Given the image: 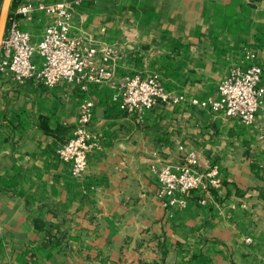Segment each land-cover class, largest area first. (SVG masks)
<instances>
[{
    "label": "crops",
    "instance_id": "0c3cea01",
    "mask_svg": "<svg viewBox=\"0 0 264 264\" xmlns=\"http://www.w3.org/2000/svg\"><path fill=\"white\" fill-rule=\"evenodd\" d=\"M60 1L74 0H13L10 16L37 41L50 16L35 7ZM70 33L117 48L110 79L48 86L0 69V264H264V107L247 124L193 102L250 61L264 84V0H83ZM133 74L184 99L124 111L114 85ZM88 98L100 147L77 177L56 148ZM190 152L221 182L168 207L152 168Z\"/></svg>",
    "mask_w": 264,
    "mask_h": 264
},
{
    "label": "built area",
    "instance_id": "2783aa9c",
    "mask_svg": "<svg viewBox=\"0 0 264 264\" xmlns=\"http://www.w3.org/2000/svg\"><path fill=\"white\" fill-rule=\"evenodd\" d=\"M81 2L83 0L40 2L35 8L46 12L50 21L37 41L33 40L29 30L21 27L16 15H9L0 49V69L13 73L20 82L35 78L48 86L60 80L86 81L83 86L86 88L88 83L110 79L113 75L111 63L118 57L117 48L84 44L71 36L75 10ZM33 10L27 4L18 8L16 13L29 15ZM36 55L41 58V63L36 62ZM254 56L253 53L247 55L249 58ZM262 73L261 64L254 61H250L247 67L232 66L219 83L217 98L201 102L194 99L193 102L252 124L264 107V84H260ZM114 87L118 89L114 99H119L121 109L129 112L137 110L143 113L159 102L184 99L182 95L169 92L158 76L133 74L121 86ZM93 111L94 102L88 98L81 104L79 122L73 136L56 148L58 157L71 163L72 173L77 177L85 171L90 154L100 147L99 139L92 136L89 130ZM152 169L157 176L160 193L168 196L164 202L168 207L183 208L191 193L207 181L213 186L221 182L216 167L207 171L199 169L195 152L187 154L179 165L167 163L153 166Z\"/></svg>",
    "mask_w": 264,
    "mask_h": 264
},
{
    "label": "water",
    "instance_id": "95a60500",
    "mask_svg": "<svg viewBox=\"0 0 264 264\" xmlns=\"http://www.w3.org/2000/svg\"><path fill=\"white\" fill-rule=\"evenodd\" d=\"M13 0H1L0 4V49L5 36L7 22Z\"/></svg>",
    "mask_w": 264,
    "mask_h": 264
},
{
    "label": "trees",
    "instance_id": "16d2710c",
    "mask_svg": "<svg viewBox=\"0 0 264 264\" xmlns=\"http://www.w3.org/2000/svg\"><path fill=\"white\" fill-rule=\"evenodd\" d=\"M1 1V0H0Z\"/></svg>",
    "mask_w": 264,
    "mask_h": 264
}]
</instances>
